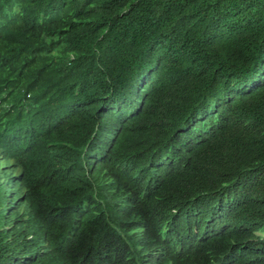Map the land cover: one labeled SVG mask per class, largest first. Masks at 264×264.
<instances>
[{"label": "trees", "instance_id": "obj_1", "mask_svg": "<svg viewBox=\"0 0 264 264\" xmlns=\"http://www.w3.org/2000/svg\"><path fill=\"white\" fill-rule=\"evenodd\" d=\"M0 264H264V0H0Z\"/></svg>", "mask_w": 264, "mask_h": 264}, {"label": "clouds", "instance_id": "obj_2", "mask_svg": "<svg viewBox=\"0 0 264 264\" xmlns=\"http://www.w3.org/2000/svg\"><path fill=\"white\" fill-rule=\"evenodd\" d=\"M1 113V112H0Z\"/></svg>", "mask_w": 264, "mask_h": 264}]
</instances>
